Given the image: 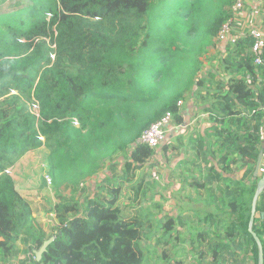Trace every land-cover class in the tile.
I'll return each instance as SVG.
<instances>
[{"label": "trees", "instance_id": "16d2710c", "mask_svg": "<svg viewBox=\"0 0 264 264\" xmlns=\"http://www.w3.org/2000/svg\"><path fill=\"white\" fill-rule=\"evenodd\" d=\"M224 3L32 0L25 8L0 14L2 262L18 257L16 244L20 243L32 250L28 264H144L142 224L122 216L126 206L137 203L144 185L142 170L134 171L138 181H130L128 190L121 178L118 183L98 186L104 193L87 198L84 205L73 199L58 202L50 210L57 219L51 235L37 223L32 201L18 192L9 170L26 154L42 148L50 151L48 173L54 184L65 176L66 167L73 169L87 155L110 148L129 151L127 173L144 167L157 151L139 143L142 133L167 113L173 114L176 125L184 126L186 112L178 103L190 92L194 104L208 114L216 138L209 143L200 140L197 155H204L207 165L217 161L223 173L217 176L221 194L230 198L238 194L228 203V240L212 248L211 263L225 249L230 252L231 241L239 247L233 254L243 250L259 264V246L249 232L252 206L243 200V192L248 190L253 200L259 182L254 172L264 151V64L255 65L254 42L246 35L234 45L221 46L226 49L218 68L214 60L212 68L197 79L200 53L192 43V39L199 40L196 23ZM229 7L212 17L205 44L213 39L217 44L220 29L230 18ZM187 67L190 73L182 82V69ZM172 80L177 90L147 115L157 100L156 91ZM34 105L37 114L32 111ZM235 167L244 169L241 179L235 176ZM210 172L218 173L215 166ZM93 174L91 169L82 176ZM213 181L209 176L207 182ZM195 186L205 189L207 184ZM256 212L253 231L264 251V191ZM183 214L164 224L167 233L187 226ZM219 231L215 228L213 233ZM206 235V230L198 235L202 243ZM52 238L38 260L36 252Z\"/></svg>", "mask_w": 264, "mask_h": 264}, {"label": "rangeland", "instance_id": "374dc122", "mask_svg": "<svg viewBox=\"0 0 264 264\" xmlns=\"http://www.w3.org/2000/svg\"><path fill=\"white\" fill-rule=\"evenodd\" d=\"M231 1L225 0L223 8H220V6L211 8L210 14L203 15L199 23H196L198 28L196 36L199 40L192 39V43L200 53L198 58L201 71L197 79L204 76L212 68L214 60L219 63L222 62L221 57L222 54H225L226 48L223 50V46L216 44L214 39L205 44L203 38L208 33L212 17L219 14L217 10L226 13ZM31 2L32 0H0V14L25 8ZM241 19L246 20L245 18ZM240 23V28L243 30L237 31V34L244 33L245 35L253 27L246 21ZM182 71L180 80L185 82L190 73V68L187 70L182 69ZM176 90L177 86L174 80L169 85L160 87L156 91V102L150 106L146 114L149 115ZM189 93L186 94L188 97L185 102L194 105L195 99ZM74 126L80 128L79 123H75ZM212 126L209 129L206 126L203 127L204 136L201 135L202 129L198 130L199 133H196L191 130V127H188L187 130L181 133L179 136L180 141L175 145L167 139L156 150L157 153L148 164L141 168L135 167L130 173H127L125 168L129 151H113V148H110L101 153L97 152L95 155H87L73 169L66 167L68 171L65 176L58 178L55 184L52 180L51 185L46 181V176H49L48 157L50 151L42 148L26 154L14 166L16 188L21 195L32 201L37 223L43 226L48 235H51L57 219L50 213V210L58 202L63 199H73L84 205L87 198L104 193L99 190L98 186L104 187L108 182L118 183L121 178L127 184L126 189L128 190L130 181H138L134 171L140 172L142 170L144 185L137 203L126 206L123 209L122 216L125 219H138L142 224L143 238L140 248L144 253V264H254L251 257L247 256V252L243 250L239 251V254H233L239 247L233 245L231 241L230 252L226 253L227 250H224L223 247L222 251H224L222 253L224 254L219 257L217 262L211 263V258H213L211 256L212 248L223 239L228 240L225 237L226 227L230 222L228 215L231 212L228 203L238 198V194H233L231 198L221 194L219 177L217 176L219 174L223 175V173L217 166V161L212 160L211 164L207 165L204 163V155H197L200 140H206L207 143L216 140ZM164 147H167V150ZM214 150H217V148H214ZM208 157L212 158L210 153H208ZM217 157H221V154L217 153ZM212 166H215L218 173L210 172ZM91 169L94 171L93 175L82 176L83 173H87ZM235 169H238L234 172L235 176H243V174L241 175V168L235 167ZM263 175L264 156L257 178L258 181ZM209 176L214 180L212 184L207 182ZM196 183H206L207 187L199 189L195 186ZM245 188L248 189L249 185ZM243 194V200L252 206L253 200L248 190L244 191ZM182 213L190 214L191 217H194V221L191 224L189 222L187 230L184 232L176 227L173 231L167 233L163 227L164 224L171 217H177ZM210 216L216 220L214 222L207 221ZM218 220H220V223H218ZM196 221H199L200 226ZM215 228H220L218 234L213 233ZM204 230L207 231V235L202 243L198 235ZM188 232L191 234L187 235ZM192 237L194 241L193 249ZM16 245L20 252L18 257L6 262L0 260V264L29 263L32 250L25 248L20 243Z\"/></svg>", "mask_w": 264, "mask_h": 264}, {"label": "built area", "instance_id": "2783aa9c", "mask_svg": "<svg viewBox=\"0 0 264 264\" xmlns=\"http://www.w3.org/2000/svg\"><path fill=\"white\" fill-rule=\"evenodd\" d=\"M264 0H233V4L229 7L230 18L224 23L220 29L216 42L219 46L234 45L240 38L234 34L236 19L246 17L248 7L261 4ZM251 37L254 44L251 49L254 63L256 66H262L264 64V32L258 27H252L246 34ZM215 68H218V63H214ZM178 105L181 107L183 101H180ZM34 113H38V106L32 107ZM264 111V110H263ZM183 126L176 125L174 122V116L171 113H167L156 123L148 127L141 135L139 143L145 145L153 150H157L168 139V135L174 130H181ZM261 141L264 149V118L262 120L261 127ZM10 171V170H9ZM10 173V172H9ZM46 181L49 185L52 184L50 176H46Z\"/></svg>", "mask_w": 264, "mask_h": 264}, {"label": "crops", "instance_id": "0c3cea01", "mask_svg": "<svg viewBox=\"0 0 264 264\" xmlns=\"http://www.w3.org/2000/svg\"><path fill=\"white\" fill-rule=\"evenodd\" d=\"M245 15H246V17H243V18H245L246 20H243L241 18L236 19V24H235V29H234V34L236 37L241 39V38H244L246 36V34L244 35V33H238L237 34V31L243 30L240 28V25H241L240 22H243V21L250 23L251 25H253V27H257V28L259 27L264 32V1L261 4H258L256 6L248 7ZM215 62L218 63L217 60ZM226 78H230V76H226ZM185 101H183V105L181 106V108L184 109L186 112L185 125L183 126V128L181 130H174L172 133H170V135H168L169 136L168 139L170 140V142L173 145L177 144V142L180 141L179 136L181 135V133L183 131L187 130L188 127H191V130H194L196 133H199V131L202 129L201 135L204 136L203 127L206 126V128L209 129L213 125L212 122L210 121L208 114L202 112L201 107L198 108L194 103H193L194 105H192V103H188ZM194 113H198V114H194ZM14 171H15L14 167L12 169H10V172H12L10 174L13 177V179H14V175H15ZM241 171H242V173H241V175H242L244 173V169H242ZM238 178L241 179L242 176H238ZM14 182H15V179H14ZM248 185H249V182H246V186H248ZM190 214H191V212H190ZM190 214L189 215L187 213L183 214L184 216L187 217V223L188 224H189V222L191 224V222L194 221L193 220L194 217H191ZM198 220L200 221V219H198ZM199 221H196V222L200 226ZM188 224L186 227H184V229L181 230V232H184L185 230H187L186 228L188 227ZM190 234H191L190 232L187 233V235H190ZM191 244H192V249H193V247H194L193 237L191 240ZM192 249L190 248L191 251H192Z\"/></svg>", "mask_w": 264, "mask_h": 264}, {"label": "water", "instance_id": "95a60500", "mask_svg": "<svg viewBox=\"0 0 264 264\" xmlns=\"http://www.w3.org/2000/svg\"><path fill=\"white\" fill-rule=\"evenodd\" d=\"M263 156H264V151H261L260 155L258 157L255 172H254L255 179H257L259 176V171L261 168ZM263 191H264V175L259 180L258 185H257V189H256L255 196H254L253 203H252L251 214H250V223H249V232L251 233V235L253 236V238L255 239V241L257 242V244L259 246V264H264V251H263V246L260 242V239L258 238L256 233L253 231V226H254L255 217H256V213H257L256 212V205H257V202L259 201V197ZM54 239L55 238L48 240L44 244V246L41 248V250L36 252V256H37L38 260L41 259L43 253L46 251L47 247L54 241Z\"/></svg>", "mask_w": 264, "mask_h": 264}]
</instances>
